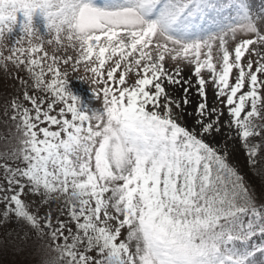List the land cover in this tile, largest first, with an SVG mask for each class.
Instances as JSON below:
<instances>
[{"label":"snow or ice","instance_id":"snow-or-ice-1","mask_svg":"<svg viewBox=\"0 0 264 264\" xmlns=\"http://www.w3.org/2000/svg\"><path fill=\"white\" fill-rule=\"evenodd\" d=\"M0 124V264H264V0H0Z\"/></svg>","mask_w":264,"mask_h":264},{"label":"rangeland","instance_id":"rangeland-1","mask_svg":"<svg viewBox=\"0 0 264 264\" xmlns=\"http://www.w3.org/2000/svg\"><path fill=\"white\" fill-rule=\"evenodd\" d=\"M87 88H88V84L85 83V84H82V85H77L76 90H77L78 92H80L81 95L86 96V95H87V92L85 91V89H87ZM238 155H240V156L242 157L243 154L240 153V154H238Z\"/></svg>","mask_w":264,"mask_h":264},{"label":"trees","instance_id":"trees-1","mask_svg":"<svg viewBox=\"0 0 264 264\" xmlns=\"http://www.w3.org/2000/svg\"><path fill=\"white\" fill-rule=\"evenodd\" d=\"M4 130V127L2 124H0V132H2Z\"/></svg>","mask_w":264,"mask_h":264}]
</instances>
